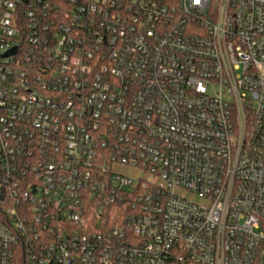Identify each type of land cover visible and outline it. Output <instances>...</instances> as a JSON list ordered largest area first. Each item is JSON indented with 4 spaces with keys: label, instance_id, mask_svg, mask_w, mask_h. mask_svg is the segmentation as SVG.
<instances>
[{
    "label": "built area",
    "instance_id": "2783aa9c",
    "mask_svg": "<svg viewBox=\"0 0 264 264\" xmlns=\"http://www.w3.org/2000/svg\"><path fill=\"white\" fill-rule=\"evenodd\" d=\"M0 264H264V0H0Z\"/></svg>",
    "mask_w": 264,
    "mask_h": 264
},
{
    "label": "water",
    "instance_id": "95a60500",
    "mask_svg": "<svg viewBox=\"0 0 264 264\" xmlns=\"http://www.w3.org/2000/svg\"><path fill=\"white\" fill-rule=\"evenodd\" d=\"M16 52V49H14L11 53H15Z\"/></svg>",
    "mask_w": 264,
    "mask_h": 264
}]
</instances>
